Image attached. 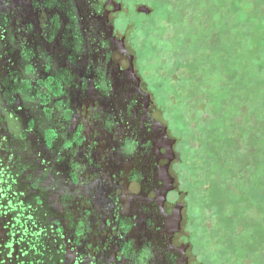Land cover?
<instances>
[{
	"label": "flooded vegetation",
	"instance_id": "af4514ba",
	"mask_svg": "<svg viewBox=\"0 0 264 264\" xmlns=\"http://www.w3.org/2000/svg\"><path fill=\"white\" fill-rule=\"evenodd\" d=\"M122 9L0 0V264H192L177 140Z\"/></svg>",
	"mask_w": 264,
	"mask_h": 264
},
{
	"label": "rangeland",
	"instance_id": "374dc122",
	"mask_svg": "<svg viewBox=\"0 0 264 264\" xmlns=\"http://www.w3.org/2000/svg\"><path fill=\"white\" fill-rule=\"evenodd\" d=\"M231 1L125 0L159 117L177 140L192 264H264V40L240 14L244 35L231 42ZM239 1L264 18L250 10L264 0Z\"/></svg>",
	"mask_w": 264,
	"mask_h": 264
},
{
	"label": "water",
	"instance_id": "95a60500",
	"mask_svg": "<svg viewBox=\"0 0 264 264\" xmlns=\"http://www.w3.org/2000/svg\"><path fill=\"white\" fill-rule=\"evenodd\" d=\"M120 1L123 3V9L121 12L117 13L113 17L114 23L116 25L117 34L120 36H122L123 34L126 35L127 46L132 51V53H134L135 55V66H136V69L138 70L139 75L142 78V85L144 89H146L150 93L151 98L154 100L153 93H152L150 83L147 77V73H146L145 66L142 60V56H141L140 49L137 43V39H136L135 32L132 26V22L129 16L126 2L125 0H120ZM138 10L143 13H147V14L150 13V9L146 6H141ZM130 58H132V56H130ZM153 111H154V115L160 119L158 110L155 104V100H154ZM173 173L175 174L174 166H173Z\"/></svg>",
	"mask_w": 264,
	"mask_h": 264
},
{
	"label": "trees",
	"instance_id": "16d2710c",
	"mask_svg": "<svg viewBox=\"0 0 264 264\" xmlns=\"http://www.w3.org/2000/svg\"><path fill=\"white\" fill-rule=\"evenodd\" d=\"M237 0H234V3H232L233 1H231L232 3V6L230 7V10L231 12L233 13L231 16V19L229 20L230 21V25H229V28H228V31H229V39L231 40V42L233 41H236L237 37L235 36L236 34L235 33H240L241 34V31H240V27L238 26V22L236 21V19H238V17H241L240 14L242 15L243 14V17H247V19H249V22L252 23L253 27H254V30L256 31H261V35L262 36H259L261 39L263 37V40H264V18H261L259 17L258 14H254V12H250L248 9L242 7V5H240V1L239 3L237 2ZM250 10H253L255 12H260V11H264V7H254L253 9H250ZM234 15V16H233ZM237 16V17H236ZM239 27V28H238ZM237 30V31H236ZM243 34V33H242ZM241 34V36H242ZM244 35V34H243ZM257 36H258V33H257ZM260 40V39H259ZM230 42V43H231ZM249 47V50L251 51V53L253 52V47L249 44L248 45ZM231 55V54H230ZM264 90V89H263ZM264 95V94H263ZM264 103V101H263ZM263 224H259L257 228H261L263 232L264 231V227L262 226ZM259 232V231H257ZM264 236V235H262ZM263 243H264V239H263Z\"/></svg>",
	"mask_w": 264,
	"mask_h": 264
}]
</instances>
